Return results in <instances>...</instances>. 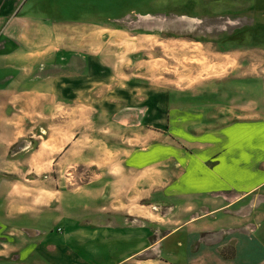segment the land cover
<instances>
[{"label": "crops", "instance_id": "obj_1", "mask_svg": "<svg viewBox=\"0 0 264 264\" xmlns=\"http://www.w3.org/2000/svg\"><path fill=\"white\" fill-rule=\"evenodd\" d=\"M11 19L0 26V264H232L220 253L227 232L238 254L256 255L254 242L236 234L242 211L255 216L252 204L264 196V114H244L238 102L243 92L255 99L254 84L185 101L170 92L165 119L156 99L131 107L115 89L110 108L88 105L87 133L80 95L96 78L35 77L63 48L55 23L45 18L37 28L47 39L36 42L34 27L19 36L29 32L18 28L26 18ZM86 165L95 177L71 182L67 174ZM204 232L222 242L206 246Z\"/></svg>", "mask_w": 264, "mask_h": 264}, {"label": "rangeland", "instance_id": "obj_2", "mask_svg": "<svg viewBox=\"0 0 264 264\" xmlns=\"http://www.w3.org/2000/svg\"><path fill=\"white\" fill-rule=\"evenodd\" d=\"M11 6L10 15L2 12ZM0 13L8 15L6 20H0L1 27L11 18H26L18 28L29 32L19 36L28 39L34 27L30 39L36 42L47 39L38 32L42 30L38 25H43L45 18L55 23L63 48L46 62L45 70L36 71L35 77L88 73L96 78L94 84L83 81V86L93 90L80 95L81 119L85 120L82 130L87 133L93 132L90 118L95 113L88 105L110 108L107 104L115 100V89L121 96L117 100L131 107L156 99L165 119L170 92L178 93L179 101H185L187 94L202 97V93L212 90L232 95L235 89L254 84L255 99L249 102L250 96L243 92L238 94V102L244 114L256 113L254 110L260 111L259 117L264 114V0H258L256 9L252 0H0ZM93 42L98 48L91 47ZM90 51L98 55V62L91 60ZM111 74L117 77L108 78ZM68 112L63 118L73 120ZM145 112L148 117V107ZM130 113L131 118H136L135 111ZM101 117L107 118L104 111ZM69 129L75 126H67V133ZM49 133L56 134L57 128L50 126ZM50 176V182L55 184L52 177L58 175L50 172ZM67 176L71 182L81 183L95 177L88 165L71 170ZM252 206L255 216L248 218L244 208L242 214L247 213V218L236 234L243 241L250 238L254 242L256 255L251 256L248 250L238 254L237 238L230 239L233 233L227 232V246L220 253L234 264L259 262L261 257L264 261V196L254 200ZM217 236L204 232L200 241L214 248L222 242Z\"/></svg>", "mask_w": 264, "mask_h": 264}]
</instances>
